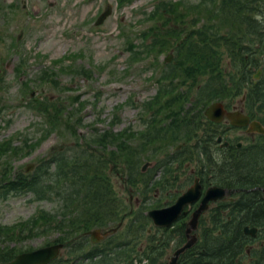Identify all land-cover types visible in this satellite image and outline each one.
Returning <instances> with one entry per match:
<instances>
[{
    "label": "rangeland",
    "instance_id": "1",
    "mask_svg": "<svg viewBox=\"0 0 264 264\" xmlns=\"http://www.w3.org/2000/svg\"><path fill=\"white\" fill-rule=\"evenodd\" d=\"M154 1L127 0L124 5L120 6L117 0H0V77L3 78L0 90V143L10 141L8 148H12L27 142L24 148H19V153L0 154V170L9 165L11 166L10 170L25 172L23 171L25 166L28 163H33L32 170L26 173H32L37 166H39L38 170L42 168L43 171L52 173L61 163L57 159L62 152L67 156V160L75 158L82 160V157H77V155L87 153L89 150L85 148L80 151V148L86 146L85 139L94 136L90 135L93 131L92 128H97L98 132L110 131L116 134V137L111 143L105 145L106 149H101V153L99 150L102 146L92 145V148L97 150L96 155L102 166V171L96 178V182H103L109 188L113 186L123 199L124 209L134 207L136 201L141 202L142 200L144 205L149 206L153 199L159 197L168 199L167 195L176 191L178 181L184 179L183 175L178 178L174 176L175 182L165 181L162 185L163 189L161 186H153L150 190L143 192L141 186L144 185V182L137 179L138 188H135L137 186L131 179L134 175L132 173V177H130L129 171V166L133 162L134 172L139 171L144 162H158L174 152L177 144L190 143L192 140V137L189 136L192 135V128L185 130L183 126L178 125L172 131L176 136L175 139L168 138L157 145L152 142V144L141 146L136 137L138 135L135 136V131L140 130L143 126L140 116H148L149 113L148 110L139 115L143 111H141L140 104H143L144 100H148L155 93L156 85L150 82V76L154 70L149 63L139 61L128 65L126 42L123 38L130 36L129 38L134 39L136 44L139 43L140 29L146 26L140 20L144 13L153 7ZM183 1L193 3L197 0ZM107 5L111 6V12L101 24L94 25L95 19L106 9ZM260 17V21L264 22V17ZM257 21L260 25L259 28L264 25L258 19ZM209 22L212 23V21ZM197 24L199 23L197 22ZM226 30L225 26L223 32ZM208 33H200L196 40L205 41L208 39ZM122 34L124 35L122 36ZM17 35H20L18 40ZM190 35L196 38V34L191 33ZM246 35L240 45L248 43L251 36ZM217 51L219 56L217 66L209 72H204L203 69L192 71L187 64H183L178 73L179 82H182V90L179 92H187V96L182 95L178 98L184 105L180 111V117L188 119V112H194L195 109L197 112L200 111L203 116L204 108L210 102L219 100L212 99L204 103L200 101L196 106L190 102V99L194 100L197 86L206 83L208 77L222 73V77L224 76L226 81L233 85L231 79L234 66V60H231L233 58L232 49L226 45L218 48ZM169 52L161 55L159 60H162ZM156 58L155 56L154 59ZM68 65L73 69L80 65L87 67L90 74L89 76L70 74ZM43 70L55 78L56 84L53 82L34 84L37 79L35 74ZM18 72H22V74H18ZM30 79L31 82H29ZM26 80H28L27 87L23 83ZM259 89L261 98H264V86ZM230 94L235 99H240L242 90L233 93L224 91L223 93L226 99ZM36 95H41L45 103L46 101L49 102L48 104L53 102L60 108L59 110L63 113L64 128H58L55 132L43 137L46 133L44 118L31 102V99ZM74 97H77L82 103L80 108H78L77 101L72 102ZM262 102L256 101L258 106ZM43 109L41 106V110ZM68 111L75 113L70 116ZM43 115H46V120L49 119L47 118L48 114L43 113ZM74 128L76 134L73 133ZM219 129L222 130L221 127ZM206 132H213L215 135L218 133L213 127L205 125L203 128H199L196 135L204 136ZM152 134L153 131L150 135L152 136ZM226 134L228 137L235 138L240 135V132L233 129L227 131ZM38 138L40 139L37 142ZM80 139H82V147H79L80 143L77 142ZM195 141L194 138L192 142ZM237 141H241L245 145L243 148H246L244 149L246 156L240 153L236 154L234 156L236 162L229 159V155L226 159L235 164L247 162L250 169L253 168L255 161L251 158L246 159L247 155L252 152L250 148H247L251 141L247 142L244 139ZM118 143L119 145H117ZM124 143L126 146L121 147ZM212 147L216 150L214 144ZM218 152L224 158L222 152ZM218 152L215 155L217 158H221ZM129 153H131L130 157ZM259 166L264 169V164L260 163ZM244 170H248V168ZM152 173L154 178L161 176V172L155 169V166ZM212 174L213 169L204 174V178L210 176L207 182L216 184L211 177ZM15 175L16 172L13 178L17 177ZM241 176H244V172H241ZM170 177L172 178V175ZM126 180L128 182L130 180L131 185H126ZM184 183L186 185L188 181L185 180ZM4 191L5 188L0 187V194ZM53 192L47 190L45 193V198L50 199L37 198L30 191L8 192L5 195H0V252L11 251L13 254H19L43 245L64 242L65 247L60 253L59 260L61 259V261L58 264H62V260L68 258H70L68 259L69 264L77 262L76 259L81 250L71 252V246L74 244L73 241H77L82 236V233H76L75 236L68 235L66 224L68 215L66 214L62 218L64 212L61 206L62 201ZM44 211H49L53 215L52 221L41 219ZM101 212H103L102 209ZM130 217L129 215L125 216L122 222L125 224ZM60 219L65 224L63 228L53 229L52 225L59 222ZM44 222L50 227L47 231L41 232V228L45 229L43 226H46ZM39 226V233L32 236L24 235L28 233L29 228L33 227L32 232H35ZM93 228L95 227L90 229ZM121 229L122 227L119 230ZM201 229H199L200 233ZM84 238L87 240L85 241L87 245L89 238L87 236ZM260 240H263L262 234L250 241L249 246H257ZM141 241L142 244H145L144 237H141ZM86 245L83 250L89 246ZM173 249L174 244L172 243L166 248L163 260H167ZM247 258L248 256L243 259V263L249 262Z\"/></svg>",
    "mask_w": 264,
    "mask_h": 264
},
{
    "label": "trees",
    "instance_id": "2",
    "mask_svg": "<svg viewBox=\"0 0 264 264\" xmlns=\"http://www.w3.org/2000/svg\"><path fill=\"white\" fill-rule=\"evenodd\" d=\"M117 2L120 5L127 2V0H117ZM160 2L158 1L154 4L152 14L160 15V11L171 10L168 7V2ZM214 2H217L216 7L206 8L207 3L210 6ZM200 4L204 5V11H211V17L227 24V30L223 32V26L220 24H216L217 26H205V28L197 30L195 34L198 37L200 33L209 32L208 39L205 41L190 40L186 45L176 47L177 66L180 67V71L183 64H187L192 71L203 69L204 72H209L217 66V60H219L217 49L227 45L228 48L232 49L231 55L233 58L231 60H234L233 74H231L233 85L229 84L224 76L222 77V73L206 77L207 82L197 86L198 89L193 97L194 100L190 99V102L193 106H196L200 101L204 103L212 99L222 100L226 99L223 95L224 91L233 93L241 90H247V95L250 94L249 96L255 98L256 101H262L260 98H256V95H259L257 90L264 86V80L261 78L253 82L251 75L253 68L258 65V60L252 54L264 52V27H257L258 22L252 17L258 13L264 16V0H200L199 3L189 4L184 10H189V13L193 12L196 17ZM182 15L185 16L186 13H182ZM193 22L194 20H192ZM246 34L250 35L251 38L248 43L240 45ZM155 38L158 40L153 39L148 44L143 41L144 44H141V46H136L133 40L125 38L127 41L126 52L128 53V59L134 62L136 58L141 56V53L149 52L154 48L164 51L170 47L169 43L158 37ZM252 42L259 44V47L255 48L256 44ZM73 71L76 74H87L89 72L82 65ZM40 74L42 75L38 78L49 79L46 72H40ZM169 74L170 68H161L160 74L156 78L157 82H161V84H158L157 94L144 103L157 105V113H162L163 115L162 119L153 120L149 127L152 128L157 144L164 142L168 138L175 139L176 136L172 131L177 125L183 126L185 130L192 128V135L190 134L189 136L192 137V140L195 138L196 147L186 143L181 149H177L162 158L160 167L163 171L162 174L167 176L158 180V184L162 185L165 181L175 182L174 176H176L175 178L180 175L184 177L185 162L189 161L192 163L198 159L199 170L204 171V174H206L213 169L211 177L218 185L230 188L264 187V169L259 166L260 163L264 164V146L255 147L247 155L248 158L246 159L249 160L251 158L255 161L254 167L251 169L247 162H238L236 164L230 162L229 159L236 161L234 157L226 159L230 153L224 151H222L224 158L214 160L209 149V144L213 142L214 135L212 132H206L204 136L196 135L199 128H203L206 125L201 123L205 119L200 111L188 112V119L180 117V111L184 105L178 98L182 95L186 97L187 92H179L178 88L182 84V82H179V75L175 77L177 79L175 84H173V81L165 82L164 78L168 77ZM2 79L0 77V90ZM53 82L56 84L55 79ZM73 99L72 102L78 100L77 97ZM33 102L37 106L36 108L43 106V113L48 114L47 118L49 119L46 121L48 123L47 131L55 128H64L65 125L62 124L63 113L59 110V107H56L53 102L48 104L49 102L46 101L45 103L43 97L40 99L36 98ZM256 106L258 111H261L260 107H264V99L260 106L257 103ZM69 115H71V112H69ZM262 119L264 120V111ZM209 125L207 122L206 127ZM115 135L110 131L96 133L92 139H85L86 146L80 151L88 148L91 141L97 145L105 146L106 142L114 140ZM189 136L187 135V137ZM148 139L149 137L146 140ZM9 144L10 141H7L0 145V154L3 155L9 150L12 153H19V148H24L27 142L25 141L23 144L12 148H8L10 147ZM125 146L124 143L121 147ZM88 150L87 153L84 152L82 155L80 153L77 155V157H82V160L80 158H75L74 160L68 158L69 160H67V156L64 153L60 154L57 160H60L61 163L58 164L57 170L52 173L43 171L42 168L38 170L39 166H37L32 173L25 174L22 171L10 170L11 166L6 165L0 170V184H2L0 187L5 188L4 193L0 195H5L8 192L30 191L35 197L42 199L45 198L47 190L54 191L53 194L62 201L61 206L64 209L62 218L66 214L68 215V222L66 223L69 231L68 235L73 236L76 233L81 234L91 227L107 228L117 224L125 215L129 214L131 216L121 230H118L115 234L98 244H91L88 241L87 245L89 246H87L85 243L87 240L83 236L77 241H73L71 252L81 250V253L78 255L79 257L77 256V262H72L71 264H165L163 259L166 254V248L174 241V244L178 245L184 240V219L180 220V225L171 231L169 228L154 229L151 227V232L148 233L147 228L150 226V220L143 212L145 206L142 205L143 207L130 212L129 209H124L122 205L123 199L113 186L109 188L103 182H96V178L99 177L102 171V166L99 157L96 155L97 150L93 148H88ZM101 152L99 150V153ZM235 152L246 156L245 150ZM130 156L131 153H129ZM258 161H260L259 164ZM134 167L133 162L129 166V171L130 177H132V173L134 175L131 178L134 185L137 186L138 179L146 184L143 185L144 189L142 191H147L149 189L148 186L153 183L151 182V175L140 173L139 171L134 172ZM245 168H248V170H244ZM15 172L17 177L13 178ZM241 172H244V176H241ZM171 175L172 178L170 177ZM125 184L131 185L130 180L129 182L126 180ZM182 185L183 183H177L176 186L180 187ZM236 196L237 198L234 200L225 199L217 202L214 207L201 217L200 228L202 229L201 233L199 232L198 242L179 257L177 264H264V241L258 246L249 249L251 238L243 232L245 225L259 226V236L262 234L264 239V197L261 192L256 190L240 192ZM101 209L103 212H101ZM41 219L52 221L53 215L49 211H44ZM61 219L52 225L53 229L63 228L65 224ZM43 227L45 229L41 228V232L47 231L50 225L46 224ZM28 232L30 236L34 235L31 230ZM39 232L38 230L36 231V233ZM141 237L145 238V244H142ZM85 245L87 248L83 250ZM248 250L250 251L247 258L249 262L243 263V259L248 255ZM14 255L11 251L0 252V263L8 261ZM68 259L67 263L69 264Z\"/></svg>",
    "mask_w": 264,
    "mask_h": 264
},
{
    "label": "water",
    "instance_id": "3",
    "mask_svg": "<svg viewBox=\"0 0 264 264\" xmlns=\"http://www.w3.org/2000/svg\"><path fill=\"white\" fill-rule=\"evenodd\" d=\"M111 12V8L108 7L106 11L101 14L96 22L99 24L103 21V19ZM263 63H264V55H263ZM261 70L258 69L257 72L253 75L254 78H258ZM205 115L213 120V121H221L224 116H226L232 124L235 125H248V131H255L264 135V125L259 123L258 121H248V117L238 113V112H227L223 109L222 104L220 102H213L207 106L204 111ZM220 140V137H218ZM226 144V143H225ZM152 162H146L142 165V171L146 169L147 166L151 165ZM30 167H27L26 170H29ZM241 189H227L219 186H209L198 207L192 212L191 217L187 221L188 227L185 229L186 231V240L185 242L177 247L172 255L169 257L167 264H177L178 258L181 254H183L188 248L192 247L197 241V234L195 230L198 226V218L202 211L208 208L209 201H215L217 199H221L224 196L230 195L234 191H238ZM264 191V190H263ZM201 194V185L198 182V179H194V183L189 186L186 191H184L178 198L175 203L169 207L161 208V209H152L148 211V216L151 217L153 224L155 226H169L173 221H175L180 214H185L183 211L186 205H189L195 202ZM117 230L116 227L108 228L105 230H101L99 228H94L86 231L84 234L90 236V241L92 243H97L106 236L114 233ZM257 228L252 227L248 228L244 227V232L250 234L251 236L255 235ZM63 247L62 243L52 244L48 246H44L29 252H22L17 254L12 260L5 262L3 264H49L52 260H54L58 254L60 253V249Z\"/></svg>",
    "mask_w": 264,
    "mask_h": 264
},
{
    "label": "flooded vegetation",
    "instance_id": "4",
    "mask_svg": "<svg viewBox=\"0 0 264 264\" xmlns=\"http://www.w3.org/2000/svg\"><path fill=\"white\" fill-rule=\"evenodd\" d=\"M259 67L260 68L262 67L261 63H259L258 68ZM253 69H254V71L257 70L255 67ZM261 70H262V68H261ZM263 76H264V73H262L257 78V80L261 79V77H263ZM257 80H255V82ZM263 80H264V78H263ZM257 92L259 93V95H256V98H260L263 101L264 98H261L260 89H258ZM231 95L232 94H230L227 99L216 100V101H220L222 103V105H223L222 106L223 109L225 111H227V112L242 113V114H244L245 116L248 117V121L255 120V121H258V122L264 124V120L262 119V114H263V111H264V107H260L261 111H258L257 106H256V99L253 98V97H250L249 96L250 94L247 95V90H243L242 91V97L240 99H235L234 96H231ZM210 103H212V102H210ZM207 106H206V108H207ZM196 111L197 110L195 109L194 112H196ZM204 121H201V123L207 125V123H205ZM207 122L211 126L217 125L218 127L216 129H219V127L222 128V130L224 131V140L228 141L227 149H232V148H240L241 149L243 147V144H242L241 141H237V140H240V139H244L247 142L251 141L250 142V143H252L251 145H256V147L264 146V136L261 133H258V132H255V131H253V132L248 131V125H246L244 127L232 126L231 122L228 121V120H223V121L219 122L218 124H215V123H213V122H211L209 120H207ZM233 129L238 130L240 132V135L236 136L235 138L228 137L227 136L228 134H226V132L229 131V130H233ZM231 143H233V144H231ZM238 143H240V145H238ZM250 149L252 150V146H250ZM185 173L187 175H190V176H191V173L194 174V175L192 174L191 183L193 182L195 177H197L199 179V183L202 186V191H204V189L207 188L209 185H213V184H210V182H207V179H209L210 176H207L206 178H204L203 177L204 174L201 171H199L198 169L191 170V171H188V172H185ZM184 180H186V177H184ZM206 184H208V185L205 186ZM169 203L170 202H168L166 204H160L159 207L168 205ZM193 207L195 208V204L193 205Z\"/></svg>",
    "mask_w": 264,
    "mask_h": 264
},
{
    "label": "bare ground",
    "instance_id": "5",
    "mask_svg": "<svg viewBox=\"0 0 264 264\" xmlns=\"http://www.w3.org/2000/svg\"><path fill=\"white\" fill-rule=\"evenodd\" d=\"M189 224H187V227H188ZM185 234H186V231H185Z\"/></svg>",
    "mask_w": 264,
    "mask_h": 264
}]
</instances>
